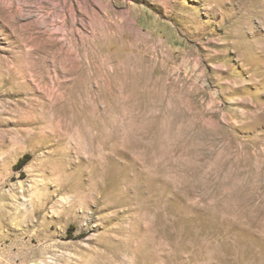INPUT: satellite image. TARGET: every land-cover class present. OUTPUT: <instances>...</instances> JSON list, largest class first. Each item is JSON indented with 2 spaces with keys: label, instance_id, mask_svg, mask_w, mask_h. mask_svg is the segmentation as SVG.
<instances>
[{
  "label": "rangeland",
  "instance_id": "obj_1",
  "mask_svg": "<svg viewBox=\"0 0 264 264\" xmlns=\"http://www.w3.org/2000/svg\"><path fill=\"white\" fill-rule=\"evenodd\" d=\"M0 264H264V0H0Z\"/></svg>",
  "mask_w": 264,
  "mask_h": 264
}]
</instances>
